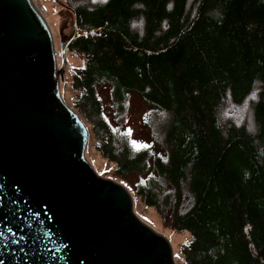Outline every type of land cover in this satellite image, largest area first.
Instances as JSON below:
<instances>
[{
  "label": "trees",
  "instance_id": "obj_1",
  "mask_svg": "<svg viewBox=\"0 0 264 264\" xmlns=\"http://www.w3.org/2000/svg\"><path fill=\"white\" fill-rule=\"evenodd\" d=\"M64 2L77 27L67 52L81 61L70 108L90 149L188 235L182 264H264V0ZM130 95L149 107L147 145L132 143Z\"/></svg>",
  "mask_w": 264,
  "mask_h": 264
},
{
  "label": "water",
  "instance_id": "obj_2",
  "mask_svg": "<svg viewBox=\"0 0 264 264\" xmlns=\"http://www.w3.org/2000/svg\"><path fill=\"white\" fill-rule=\"evenodd\" d=\"M50 30L31 0H0V264H174L128 191L98 177L61 99Z\"/></svg>",
  "mask_w": 264,
  "mask_h": 264
},
{
  "label": "rangeland",
  "instance_id": "obj_3",
  "mask_svg": "<svg viewBox=\"0 0 264 264\" xmlns=\"http://www.w3.org/2000/svg\"><path fill=\"white\" fill-rule=\"evenodd\" d=\"M34 6L41 13L43 20L49 27L53 46L56 54L57 66L60 67L61 56H60V45L62 42L64 43L68 40L73 31L74 24V14L72 10L67 7L64 0H32ZM66 66L65 72L62 78L60 89L62 88V98L67 107H71V100L73 98V93L70 89V81L73 69L81 66V61L75 57L74 55H70L69 52L66 53ZM99 97L103 104L104 116L111 121V115L113 113L112 104L108 98V94L104 90L99 91ZM128 110H127V128L130 132V137L132 139V143L135 145H147L150 143L151 139L149 138L148 130H146L145 125V116L149 111L148 105H145L143 101L135 95H130L128 98ZM225 112V111H224ZM223 112V113H224ZM91 142L87 144L89 148H87L86 159L93 168L95 174L102 179H110L112 182H115L125 188L130 194L132 193L131 186L133 187L136 183L137 176L136 175H127L122 178L113 177L112 173L114 171L115 166L109 163H106L98 154L96 150H91ZM154 152L159 153V150L154 149ZM133 206H134V214L137 216L143 224L148 226L155 231L157 234L164 236L171 243L172 251H173V263L174 264H182L181 259L179 258L178 250L180 245L183 243L182 241L186 240L188 235L186 233L182 234H174L173 231L169 230L166 223H164L155 212L151 209H147L142 206L139 199H136L133 196Z\"/></svg>",
  "mask_w": 264,
  "mask_h": 264
},
{
  "label": "bare ground",
  "instance_id": "obj_4",
  "mask_svg": "<svg viewBox=\"0 0 264 264\" xmlns=\"http://www.w3.org/2000/svg\"><path fill=\"white\" fill-rule=\"evenodd\" d=\"M31 3H32V5H33V8H35L36 9V11L41 15V13L37 10V8L34 6V4H33V2H32V0H31ZM42 16V15H41ZM43 18V17H42ZM44 19V18H43ZM44 21V20H43ZM75 16H74V24H73V30H74V26H75ZM48 26V25H47ZM49 28V27H48ZM76 29H77V27H76ZM52 37V36H51ZM53 41V40H52ZM53 49H54V46H53ZM54 52H55V50H54ZM66 53H67V50H66ZM66 53H65V56H66ZM60 56L62 57V52H61V48H60ZM65 56H64V58H65ZM55 57H56V54H55ZM54 57V58H55ZM60 57V58H61ZM66 59V58H65ZM56 63H57V60L55 61ZM65 66H66V62H65ZM61 67H62V58H61V63H60V67H58L57 66V71H60V69H61ZM64 72H65V70H64ZM63 75H64V73H63ZM63 75L62 76H60V82L62 81V78H63Z\"/></svg>",
  "mask_w": 264,
  "mask_h": 264
},
{
  "label": "flooded vegetation",
  "instance_id": "obj_5",
  "mask_svg": "<svg viewBox=\"0 0 264 264\" xmlns=\"http://www.w3.org/2000/svg\"><path fill=\"white\" fill-rule=\"evenodd\" d=\"M60 83V82H59Z\"/></svg>",
  "mask_w": 264,
  "mask_h": 264
}]
</instances>
